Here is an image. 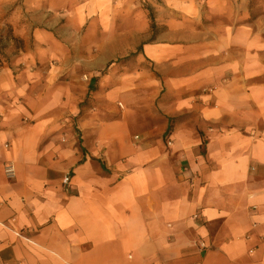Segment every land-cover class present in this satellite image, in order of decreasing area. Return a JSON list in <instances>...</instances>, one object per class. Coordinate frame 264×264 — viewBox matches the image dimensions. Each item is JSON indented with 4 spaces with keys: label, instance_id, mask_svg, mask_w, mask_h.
I'll use <instances>...</instances> for the list:
<instances>
[{
    "label": "crops",
    "instance_id": "1",
    "mask_svg": "<svg viewBox=\"0 0 264 264\" xmlns=\"http://www.w3.org/2000/svg\"><path fill=\"white\" fill-rule=\"evenodd\" d=\"M163 1L139 46L1 68L0 264H264V0Z\"/></svg>",
    "mask_w": 264,
    "mask_h": 264
},
{
    "label": "rangeland",
    "instance_id": "2",
    "mask_svg": "<svg viewBox=\"0 0 264 264\" xmlns=\"http://www.w3.org/2000/svg\"><path fill=\"white\" fill-rule=\"evenodd\" d=\"M170 0V7L174 2ZM186 1V0H185ZM163 0H0V70L17 73V61L32 55L52 68L61 57H92L100 46L152 38L166 12ZM165 7H168L165 5ZM172 14V13H171ZM21 41L27 48L21 51ZM25 46V45H24ZM96 82V77H94Z\"/></svg>",
    "mask_w": 264,
    "mask_h": 264
},
{
    "label": "built area",
    "instance_id": "3",
    "mask_svg": "<svg viewBox=\"0 0 264 264\" xmlns=\"http://www.w3.org/2000/svg\"><path fill=\"white\" fill-rule=\"evenodd\" d=\"M4 173H5V175L8 178L13 177V175H14V168H13V166L11 164H9V163L6 164L4 166ZM70 178H71V176L69 174L64 175L63 178H62V184L63 185H68L69 182H70ZM16 235H18V234H16ZM201 246H203V245H201Z\"/></svg>",
    "mask_w": 264,
    "mask_h": 264
},
{
    "label": "trees",
    "instance_id": "4",
    "mask_svg": "<svg viewBox=\"0 0 264 264\" xmlns=\"http://www.w3.org/2000/svg\"><path fill=\"white\" fill-rule=\"evenodd\" d=\"M21 44H22V41H21ZM20 47L22 48V45Z\"/></svg>",
    "mask_w": 264,
    "mask_h": 264
}]
</instances>
